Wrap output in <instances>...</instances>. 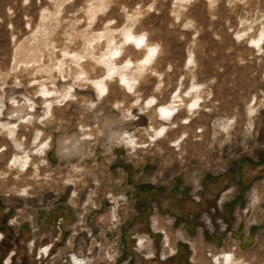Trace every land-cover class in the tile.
<instances>
[{"label":"rangeland","instance_id":"1","mask_svg":"<svg viewBox=\"0 0 264 264\" xmlns=\"http://www.w3.org/2000/svg\"><path fill=\"white\" fill-rule=\"evenodd\" d=\"M0 233V264H264V0H0Z\"/></svg>","mask_w":264,"mask_h":264},{"label":"crops","instance_id":"2","mask_svg":"<svg viewBox=\"0 0 264 264\" xmlns=\"http://www.w3.org/2000/svg\"><path fill=\"white\" fill-rule=\"evenodd\" d=\"M257 192L258 191H256V190H253V192H252L253 193V199L255 201L258 199V193ZM40 221L41 220H40V217H39L38 223H40ZM157 222L153 219V224H157ZM43 227H45V226L44 225H38L37 228L40 229V228H43ZM34 231H36V230L31 229L30 225L29 226L22 225V226H19L14 233H13V231H10V232L13 233V235H14L12 238H15V240L18 241L20 244H23V242H24V245H25L27 250L34 251L36 253V255L37 254L39 255L40 249H43V247L44 248H46V247L49 248V247H51L53 245V243L50 240L45 241L44 237L34 236L33 235ZM52 231L53 230L50 231L51 237L53 239H56V236H59V234L56 233V232H52ZM41 232L42 233L47 232L49 234L48 231H43L42 230ZM0 236H1L2 239L4 238V235L2 233H0ZM165 239L168 241V239L166 237H165ZM167 244H168V242H167ZM190 249H191L192 253L194 254L195 253V247L192 244H191V248ZM0 251H1V247H0ZM10 252H11V254L14 253L12 249H8L7 255ZM226 254H230V253H226ZM194 258H196V255H194L192 259L190 258L189 261L191 263H195ZM216 259H217V257H216ZM231 263L233 264L232 260H231Z\"/></svg>","mask_w":264,"mask_h":264},{"label":"flooded vegetation","instance_id":"3","mask_svg":"<svg viewBox=\"0 0 264 264\" xmlns=\"http://www.w3.org/2000/svg\"><path fill=\"white\" fill-rule=\"evenodd\" d=\"M155 232H159V233H163V232H161V231H159V230H156ZM1 236H0V242H1ZM146 244V245H145ZM149 245V242L147 243V241L146 240H144L143 242L141 241V240H139V246L141 247V248H145V247H147L148 245ZM47 251H48V248L46 247V248H43V249H40V251H39V256H42V255H46L47 254ZM13 254H11V252L9 253V259L6 261V263L8 264L9 262H10V257L12 256ZM78 257V256H77ZM79 258V257H78ZM82 259H85V258H82ZM86 260V259H85ZM70 263V262H69ZM87 264H88V261H87Z\"/></svg>","mask_w":264,"mask_h":264},{"label":"bare ground","instance_id":"4","mask_svg":"<svg viewBox=\"0 0 264 264\" xmlns=\"http://www.w3.org/2000/svg\"><path fill=\"white\" fill-rule=\"evenodd\" d=\"M69 258L70 264H87V260L78 258L75 254H71Z\"/></svg>","mask_w":264,"mask_h":264}]
</instances>
